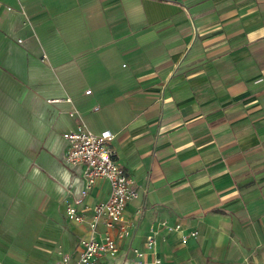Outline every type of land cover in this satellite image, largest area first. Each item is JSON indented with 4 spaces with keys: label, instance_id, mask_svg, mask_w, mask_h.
Listing matches in <instances>:
<instances>
[{
    "label": "crops",
    "instance_id": "0c3cea01",
    "mask_svg": "<svg viewBox=\"0 0 264 264\" xmlns=\"http://www.w3.org/2000/svg\"><path fill=\"white\" fill-rule=\"evenodd\" d=\"M6 117L18 165L48 169L47 207L67 222L40 251L0 264L75 263L92 236V211L84 223L66 213L84 166L67 163L65 138L62 149L48 141L57 124L65 134L81 123L112 132L139 192L107 264H135V249L151 262L150 236L163 264H264V0H0ZM110 193L99 180L86 204ZM11 194L0 186V211Z\"/></svg>",
    "mask_w": 264,
    "mask_h": 264
},
{
    "label": "built area",
    "instance_id": "2783aa9c",
    "mask_svg": "<svg viewBox=\"0 0 264 264\" xmlns=\"http://www.w3.org/2000/svg\"><path fill=\"white\" fill-rule=\"evenodd\" d=\"M88 94L91 91H87ZM74 111L71 115H75ZM64 138L69 143L66 161L72 166H84V185L80 196L74 202L66 201V213L70 221L84 223L86 212L92 211L90 228L92 236L81 240L82 251L78 260L72 263L69 255H63L56 264H107V257H116L119 247L113 235L117 232L119 239L130 235V226L124 221L126 206L139 197L138 190L128 177L126 171L115 159L111 148L114 135L111 131L95 133L85 123H81L76 130L66 132ZM106 180L111 187L110 197L107 201L91 207L86 199L99 180ZM103 224L106 231L100 239L95 233L98 226ZM196 236V233H193ZM157 241L150 236L146 241V248L153 254L151 262L146 259L147 253L135 249L137 260L135 264H163L162 259L156 255Z\"/></svg>",
    "mask_w": 264,
    "mask_h": 264
},
{
    "label": "rangeland",
    "instance_id": "374dc122",
    "mask_svg": "<svg viewBox=\"0 0 264 264\" xmlns=\"http://www.w3.org/2000/svg\"><path fill=\"white\" fill-rule=\"evenodd\" d=\"M20 105L22 112H29V102ZM10 120L7 117L0 119V186L12 193L10 199H2L6 204L0 211V258L20 260L26 254L40 251L50 238H56L54 223L66 224L67 221L59 205H56L55 214L47 207L51 182L43 180L42 183V179L47 177L48 169L34 166L31 170L29 165L26 170L23 165H18L19 150L7 142L14 137L10 133L12 129L4 125ZM26 120L29 123L30 118H21L23 124ZM63 134L64 129L57 124L48 134V141H54L62 149L66 145ZM57 159L64 161V154L59 153ZM19 180L22 191L17 187Z\"/></svg>",
    "mask_w": 264,
    "mask_h": 264
}]
</instances>
